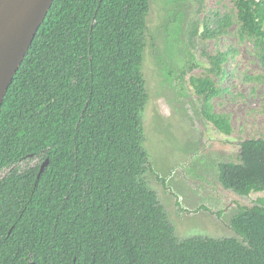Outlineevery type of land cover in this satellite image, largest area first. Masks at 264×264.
<instances>
[{
	"label": "trees",
	"instance_id": "trees-1",
	"mask_svg": "<svg viewBox=\"0 0 264 264\" xmlns=\"http://www.w3.org/2000/svg\"><path fill=\"white\" fill-rule=\"evenodd\" d=\"M150 2L54 0L0 108V264H264V200L231 218L242 242L178 240L146 186ZM231 4L193 35L217 41L234 28L264 71V0ZM233 52L209 56V68L189 78L202 116L226 136L230 119L211 104ZM220 167L225 190L264 193V140L243 141L238 163Z\"/></svg>",
	"mask_w": 264,
	"mask_h": 264
},
{
	"label": "rangeland",
	"instance_id": "rangeland-1",
	"mask_svg": "<svg viewBox=\"0 0 264 264\" xmlns=\"http://www.w3.org/2000/svg\"><path fill=\"white\" fill-rule=\"evenodd\" d=\"M231 7V0H153L146 17L141 74L148 99L140 120L150 169L143 178L178 240L242 242L231 218L238 207L264 200V193L241 197L225 190L219 179L220 165L238 163L243 141L264 140V71L253 45L241 42L234 28L217 41L192 34L202 32L204 17ZM228 49L234 52L223 65L224 79H214L224 92L211 105L214 113L229 117L230 136L202 117L201 102L189 84L190 77L209 68V56Z\"/></svg>",
	"mask_w": 264,
	"mask_h": 264
},
{
	"label": "water",
	"instance_id": "water-1",
	"mask_svg": "<svg viewBox=\"0 0 264 264\" xmlns=\"http://www.w3.org/2000/svg\"><path fill=\"white\" fill-rule=\"evenodd\" d=\"M54 0H0V108ZM48 161L41 166L40 177Z\"/></svg>",
	"mask_w": 264,
	"mask_h": 264
},
{
	"label": "flooded vegetation",
	"instance_id": "flooded-vegetation-1",
	"mask_svg": "<svg viewBox=\"0 0 264 264\" xmlns=\"http://www.w3.org/2000/svg\"><path fill=\"white\" fill-rule=\"evenodd\" d=\"M153 0H151V2H152ZM150 2V3H151ZM150 5V4H149ZM148 13H149V11H148ZM147 16H148V14H147ZM146 16V17H147ZM195 30V29H194ZM197 30V29H196ZM145 31H146V28L143 30V34L145 33ZM197 32H198V34H199V31L197 30ZM193 34V33H192ZM198 34L196 35V36H198ZM175 78V76L173 77V79ZM173 84L175 85V87L174 88H176V89H178V90H180V87H181V85H179V83H176V82H174L173 81ZM178 87V88H177ZM145 94H146V102H147V99H148V96H147V93H146V90H145ZM179 94H181V92L179 93ZM182 95V94H181ZM146 104V103H145ZM203 117V116H202ZM206 120V119H205ZM207 121V120H206ZM208 122V121H207ZM210 123V122H209ZM211 124V123H210ZM143 133V132H142ZM240 149V148H239ZM148 171V170H147ZM147 186V185H146ZM150 190V189H149ZM152 191V190H151Z\"/></svg>",
	"mask_w": 264,
	"mask_h": 264
},
{
	"label": "built area",
	"instance_id": "built-area-1",
	"mask_svg": "<svg viewBox=\"0 0 264 264\" xmlns=\"http://www.w3.org/2000/svg\"><path fill=\"white\" fill-rule=\"evenodd\" d=\"M256 1H259V0H256Z\"/></svg>",
	"mask_w": 264,
	"mask_h": 264
}]
</instances>
